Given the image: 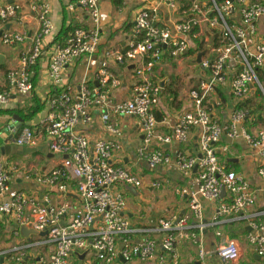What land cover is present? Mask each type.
Returning <instances> with one entry per match:
<instances>
[{"label":"built area","instance_id":"built-area-1","mask_svg":"<svg viewBox=\"0 0 264 264\" xmlns=\"http://www.w3.org/2000/svg\"><path fill=\"white\" fill-rule=\"evenodd\" d=\"M161 2L177 9L182 17L164 25L157 9L142 8L135 17L137 38L125 50L105 52L106 57L121 64L136 62L131 97L120 100L112 91L121 86V79L105 65L95 72L96 82L84 77L76 87L65 79L69 65L81 58L93 59L99 52L100 0H77L90 24L69 31L62 43L48 42L54 32L49 0H34L39 27L31 47L21 54L19 66L5 75L0 107H8L14 97H25L34 90V69L47 55L49 79L56 87L46 100L47 111L33 127H8L11 137H6L5 142L16 147H37L45 141L55 165L47 173H25L26 181L40 187L31 193L22 187L13 190L18 168L1 160L0 216L12 220L13 237L17 239L21 238L19 230L23 226L47 232L44 236L31 234L30 241L21 238L23 243L0 250V259L4 257L0 264H74L73 258L80 264H121L134 259L181 264L178 247L184 241L197 245L199 264H209L211 255L232 263L242 255L236 241L227 239L208 251L200 240L206 228L227 218L243 223L248 244L264 258V128L250 131L246 124L250 116L244 108L234 107L223 122L211 113V96L225 87L238 101L246 99L251 87L264 94L260 80L264 71V34L258 28L264 17V0ZM19 12L17 4H0V28L17 18ZM213 36L216 42L210 44ZM0 37L4 44L14 45L25 41L27 33L4 30ZM196 39L205 42V54L199 63L196 59V66L206 76L189 92L191 110L177 119L170 134L159 133L154 108L162 87L152 79L153 70L166 57L183 59L190 42ZM126 117L139 120L143 140L138 156L148 169L173 165L183 176L195 169L198 173L197 190L176 189L179 197H187L186 212L162 217L151 228L133 226L125 214V195L117 189L118 185H143L136 174L115 162L116 153L122 150L120 119ZM97 119L107 136L92 140L81 129L93 126ZM193 130L197 131L199 155L179 149L171 156L161 148L172 141L187 144ZM223 137L247 143L257 158V183L252 184L245 174L229 169L221 160L220 154L229 150V144H222ZM223 190L230 195V201L220 203L213 219L206 221L202 201H218ZM259 198L263 206L256 209ZM138 232L156 233L161 240L145 236L135 241ZM47 249L51 252L46 253Z\"/></svg>","mask_w":264,"mask_h":264},{"label":"crops","instance_id":"crops-1","mask_svg":"<svg viewBox=\"0 0 264 264\" xmlns=\"http://www.w3.org/2000/svg\"><path fill=\"white\" fill-rule=\"evenodd\" d=\"M49 2L52 9L51 17L54 24V32L53 35L48 38V42H59L54 39L59 35L63 27H71L74 29L77 27L89 26V19L77 5V0H49ZM6 3L19 5L20 12L17 18L10 19L4 27L0 28V36L4 30H10L19 33L26 32L27 39L14 45H6L1 41L0 37V89H5V75L7 71L19 66L21 54L31 47L32 37L39 27L37 15L33 10L34 0H0V4ZM71 5H73V8L70 7ZM100 8L101 45L99 47V52L93 59L81 58L69 65L65 72V79L67 83L76 87L81 83L84 77L96 82L95 72L99 67L105 65L112 73L117 75L122 82L119 88L112 91L113 96L120 100L129 99L132 94L134 83L132 79V70L136 62L121 64L111 57H106L105 52L111 50H125L130 42L137 38L135 17L142 8L157 9L159 21L164 25L172 24L182 16L177 9H170L164 5L161 0H100ZM262 19L259 21V31ZM215 42L216 37H211L210 44ZM194 44V41L190 42V49L194 47ZM198 53L199 52L192 54L187 53L181 60L166 57L153 70L152 79L162 87L160 101L154 108L155 115L162 117V120L159 121L157 125V131L159 133L170 134L171 127L174 126L177 119L192 108V100L189 96V92L206 76L205 72L199 70L200 68L196 66ZM48 60V56L43 55L34 69V91L45 103V108L28 123V125L32 127L45 115L47 111L46 100L49 93L52 94L56 91V87L49 79ZM261 76L264 79L263 73H261ZM256 89V87H251L246 99L241 102H245L246 106L252 105L253 103L250 100H252L251 98L254 96ZM211 97L213 103L211 113L222 122L227 120L235 104L240 102L233 98L229 87L217 91ZM24 100L25 97H14L8 107L0 108L15 110L24 104ZM248 114L250 116L246 123L248 129L252 132L262 129L257 127V119L253 111ZM120 122L122 126V137L120 138L122 150L116 153L115 162L131 170L143 182V187L141 188H134L126 185L117 186V189L121 190L125 195V214L130 222L136 228L146 229L155 226L158 219L162 217L177 213L182 214L187 208V197H179L176 194V189L184 188L188 192L197 190L199 179L196 169L188 176H183L173 165L161 166L155 170L148 169L146 163L138 156V150L143 140L139 120L135 117H126L120 119ZM3 123H6L5 127H1ZM15 123L16 120L13 119V115L0 114V137L1 140L3 139L0 142V144H2L0 153L7 157L2 161L11 163L18 168L15 173V181L12 184L13 190L22 187L26 188L31 193H35L40 190V187L26 181L24 178L25 173L28 171L49 172L55 165L54 158L45 141H42L37 147H16L10 142L6 143V137H11V134L7 132V128L15 125ZM81 131L87 134L92 140L107 136L98 119L93 126L81 129ZM225 143L229 144V150L226 153L220 154L221 160L229 169L245 174L252 184L257 183L259 180L256 171L257 158L254 153L251 152L247 143L242 139L230 140L223 137L222 144ZM7 145L10 146V151L3 153L1 149ZM12 146L17 148V153L13 152ZM163 149L171 156L179 149L199 155L197 131H192L190 141L187 144L178 145L175 141H172L170 144H165ZM28 153L35 156V161L29 162L27 167H21L20 163L16 160L15 154ZM44 153L47 154V160L43 163L42 154ZM38 162L42 164L39 165ZM148 183L152 184V186L148 185ZM155 183L160 184V186L155 187ZM162 188L164 189L162 191L167 192L162 194V204L159 203V206L155 207V205L153 206L147 203L149 200L144 198L146 189L147 193L150 192L157 195L156 190ZM169 191L172 194L171 196L169 195ZM230 198L229 194L222 193V197L218 201H202L204 219L206 221H211L217 206L222 202H229ZM127 201H129V204ZM161 205L163 208L154 212V210L161 207ZM262 206L263 202L261 198H259L255 208L259 209ZM13 229L14 223L12 220L0 216V239L10 244L8 248L4 246L5 248L1 247L0 249L3 248L2 250H8L14 245L23 243L21 238L17 239L13 237ZM246 230L242 222L233 221L231 218H227L215 226L206 228L200 238L206 250L211 251L220 243L225 242L227 239H232L238 243L242 253L240 259L232 263H224L218 255H211L209 257V264H264V258L255 254L252 247L248 244L246 240ZM217 233H220V235ZM145 236L153 237L158 242L161 240L160 235L147 232L136 233L134 235V240L139 241ZM178 250L181 264L197 262V245L184 241L179 245ZM50 252L51 249L46 250V253ZM76 260L77 259L73 258L74 264H80ZM83 264H89V261ZM121 264H157V262L155 260L141 261L139 259H134L129 262L122 261Z\"/></svg>","mask_w":264,"mask_h":264},{"label":"rangeland","instance_id":"rangeland-1","mask_svg":"<svg viewBox=\"0 0 264 264\" xmlns=\"http://www.w3.org/2000/svg\"><path fill=\"white\" fill-rule=\"evenodd\" d=\"M205 30H208V29L205 28ZM260 31L262 34H264V17H263L262 21L260 22ZM199 70H201V69H199ZM260 80L264 86V79L262 78L261 75H260ZM251 99L252 100H250V101H252L253 104L248 105L245 108L249 112L253 111V114L255 115V117L257 119V121H256L257 127L264 128V94L257 88L256 92L254 93V96ZM12 149H13V152L17 153V150H16L17 148L15 146H12ZM46 155H47L46 153L42 154L43 163L47 160ZM15 156H16V160L20 163L21 167L22 166L27 167L29 162L35 161V156L33 154H30V153H28V154H15ZM6 158L7 157L4 154L0 153V160H5ZM38 164L40 165L42 163L38 162ZM148 185L152 186V184H150V183H148ZM162 190H164V189L162 188L160 190H156L157 195H154V193H150V192L147 193V189H146V191L144 190L146 192V194L144 195V198L149 200L147 203H149L153 206L155 205V207L159 206V203H161L162 199H163L162 194L167 193V192H164ZM142 192H143V190H142ZM169 195L170 196L172 195L170 193V191H169ZM55 200L59 201V199L56 198V196H55ZM127 200H128V198H127ZM127 202L129 204V201H127ZM162 208H163V206L161 205V207H159L158 209H155L154 212L159 211ZM166 217H168V216H166ZM4 246H7V248H8V247H10V244L5 243L3 240L0 239V248L4 247ZM2 249H0V250H2Z\"/></svg>","mask_w":264,"mask_h":264},{"label":"trees","instance_id":"trees-1","mask_svg":"<svg viewBox=\"0 0 264 264\" xmlns=\"http://www.w3.org/2000/svg\"><path fill=\"white\" fill-rule=\"evenodd\" d=\"M71 30H73L71 27H63L59 35H57L54 40H57L60 43H62L67 33ZM194 43H195L194 47L192 49H189L188 53L192 54L204 50V44H205L204 39H196ZM262 73L264 74V71H262ZM211 106H213V104ZM245 107H246L245 102L240 101L235 104V108H245ZM44 108H45V103L35 94V91L33 90L29 95L25 96L23 105L19 106L15 110L0 108V114H9V115L17 114L23 119V126H24V125H28V123L32 121L39 113H41L44 110ZM156 117L158 121L162 120V117L160 116H156ZM5 125L6 123H3L2 127H4Z\"/></svg>","mask_w":264,"mask_h":264},{"label":"water","instance_id":"water-1","mask_svg":"<svg viewBox=\"0 0 264 264\" xmlns=\"http://www.w3.org/2000/svg\"><path fill=\"white\" fill-rule=\"evenodd\" d=\"M204 54H205V51H202V52L198 53V57H197V62L198 63L201 61V58H202V56ZM13 119L16 120V123H15V125L11 126V128H13V127L19 128L23 124V119L20 116L15 114V115H13ZM163 146L164 145H162L161 148H163ZM1 150H2L3 153L9 152L10 151V146L7 145L6 147H3ZM54 191H56V189H54ZM222 193H225V190H223ZM67 195L68 196H72V197H77L73 193H68ZM185 212H186V210L183 211L182 214H184ZM19 232H20V237L21 238H27V241H30V235L31 234H39L41 236H44L47 231L39 232V231H36V230L32 229L30 226H23V227L20 228ZM3 260H4V257H2L0 259L1 262ZM195 264H199V262L197 261V262H195Z\"/></svg>","mask_w":264,"mask_h":264}]
</instances>
